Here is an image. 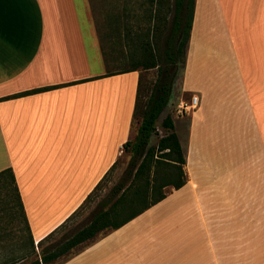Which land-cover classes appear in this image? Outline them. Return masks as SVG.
I'll return each instance as SVG.
<instances>
[{
	"label": "crops",
	"instance_id": "0c3cea01",
	"mask_svg": "<svg viewBox=\"0 0 264 264\" xmlns=\"http://www.w3.org/2000/svg\"><path fill=\"white\" fill-rule=\"evenodd\" d=\"M140 75L106 73L87 0H0V173L38 253L132 140ZM193 96L171 114L187 184L62 264H264V0H196L172 98ZM23 234L0 220V262Z\"/></svg>",
	"mask_w": 264,
	"mask_h": 264
},
{
	"label": "trees",
	"instance_id": "16d2710c",
	"mask_svg": "<svg viewBox=\"0 0 264 264\" xmlns=\"http://www.w3.org/2000/svg\"><path fill=\"white\" fill-rule=\"evenodd\" d=\"M195 4L196 0H142L137 8L141 9V14L133 15V8L128 9L132 16L130 18H140L136 36L142 50V68L158 69V78L145 100L141 98L143 80L140 75L134 122L137 117L141 120L134 141L124 146V149L131 148L139 159L138 163L132 162L121 180L109 189L105 182L110 173L106 175L77 212L39 243V253L35 248L14 173L10 169L0 173V186H3L7 198L4 211L8 212L12 220L21 221L23 229L20 230L24 232L25 245L30 244L31 247L28 258H14L0 264H62L162 202L173 189L178 190L187 184L186 155L171 115L162 122L166 134L160 138L157 146H150V141L157 134L160 117L170 105L174 85L185 68ZM145 6L147 8L144 9ZM139 68L134 66L125 71H137ZM89 206L91 209L80 225L66 230L77 213Z\"/></svg>",
	"mask_w": 264,
	"mask_h": 264
},
{
	"label": "rangeland",
	"instance_id": "374dc122",
	"mask_svg": "<svg viewBox=\"0 0 264 264\" xmlns=\"http://www.w3.org/2000/svg\"><path fill=\"white\" fill-rule=\"evenodd\" d=\"M139 3H142V0H87L89 18L94 27L106 73L124 71L134 66L140 67L139 70L141 71L143 80L141 98L145 100L149 95V89L158 78V69L143 70L142 68V50L138 46L139 43L136 36L138 19L140 18H130L132 16L129 12L133 8V15L141 14V9L137 10ZM181 75L178 76L177 81L180 80ZM178 103L179 100L176 97L172 98L170 105L163 115V121L167 116L176 112ZM140 120V117H137L134 122L132 141H134L137 135ZM162 122L159 121L157 134L153 135L150 146H157L160 138L166 134L162 128ZM138 160V157L134 156L131 148L124 149L122 156L105 182L107 189L117 184L124 176L129 165L132 162L138 163ZM6 200L3 186H0V220H9L10 223L12 222L15 225L16 230H22L23 224L21 221L12 220L8 212L4 211L7 208ZM91 206L77 213L68 223L66 230L79 226L89 213Z\"/></svg>",
	"mask_w": 264,
	"mask_h": 264
},
{
	"label": "built area",
	"instance_id": "2783aa9c",
	"mask_svg": "<svg viewBox=\"0 0 264 264\" xmlns=\"http://www.w3.org/2000/svg\"><path fill=\"white\" fill-rule=\"evenodd\" d=\"M199 106V97L198 96H193L192 100L190 103L186 101H181L177 105V115H185V114H190L193 111H195Z\"/></svg>",
	"mask_w": 264,
	"mask_h": 264
}]
</instances>
